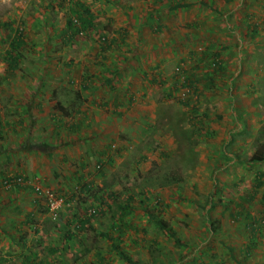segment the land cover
<instances>
[{"label": "rangeland", "instance_id": "374dc122", "mask_svg": "<svg viewBox=\"0 0 264 264\" xmlns=\"http://www.w3.org/2000/svg\"><path fill=\"white\" fill-rule=\"evenodd\" d=\"M181 1L193 6L200 0ZM161 2L157 5L163 22L144 43L153 45L157 55L120 58L126 66H140L136 72L142 80L131 86H144V74L155 86L149 131L140 127L143 122L131 123L128 134L133 135L127 140L135 143L106 183L118 206L131 196L129 215L143 214V242L130 255L143 264H264V200L258 196L264 189L252 193L264 173V0H204L207 6L201 1L202 9L177 10L163 8ZM36 5L34 0L0 2V86L39 79L42 69L58 61L49 50L64 45L57 39L58 44L51 45V29L34 21L46 11L41 12L43 1ZM24 16L29 24L18 22ZM7 21L14 22V30H24L15 73L5 61L15 34L4 26ZM77 42L70 51L76 54L75 62L85 47ZM95 54L83 56L81 64L96 63ZM6 92L0 89V95ZM116 208L103 223L96 221L102 232L109 230ZM148 212L163 219L181 243L160 229ZM238 212H247L249 228L236 220ZM98 226L92 224L77 240L65 238V264H94L90 256L97 249L104 251L109 264H129L95 230ZM252 238L258 248L249 253Z\"/></svg>", "mask_w": 264, "mask_h": 264}, {"label": "crops", "instance_id": "0c3cea01", "mask_svg": "<svg viewBox=\"0 0 264 264\" xmlns=\"http://www.w3.org/2000/svg\"><path fill=\"white\" fill-rule=\"evenodd\" d=\"M42 1L45 6L41 12L46 8L45 14L34 21L51 29V45H56L57 39L64 47L49 50L55 53L53 61H58L38 72L39 79L11 80L0 86L7 89V96L0 95V182L9 175H22L30 182L0 188V264H65L64 244L85 237L92 224L98 226V219L103 223L102 218L116 207L118 214L111 213L109 230L102 232L101 225L95 230L102 238H106L102 233L111 231L123 251L134 253L132 250L143 242V214L137 218L130 213L123 215L106 183L135 143L127 140L133 135L128 134L133 131L131 123L145 122L140 127L149 131L146 126L153 118L152 77L144 74V86H131L142 80L136 72L140 66H126L120 58L157 55L153 45L144 43L163 22L157 5L161 0H34V7ZM201 1L205 5L200 0L193 6L202 9ZM78 2L90 10L94 26L72 35L68 20ZM162 2L163 8L177 2L193 7L189 1ZM18 22L30 23L25 16ZM80 34L88 37L81 38ZM77 41L85 47L77 54L81 60L75 62L72 58L76 54L70 51ZM58 50L63 56L61 62L56 56ZM94 51L98 61L82 65L83 56L90 57ZM37 184L64 198L57 218L51 216L46 196L36 191ZM256 187L253 195L255 190L264 189V182ZM258 196L264 200V190ZM235 215L238 222H244V228H249L247 212ZM255 241L251 239L249 253L258 248ZM90 258L94 264H109L102 250H95Z\"/></svg>", "mask_w": 264, "mask_h": 264}, {"label": "trees", "instance_id": "16d2710c", "mask_svg": "<svg viewBox=\"0 0 264 264\" xmlns=\"http://www.w3.org/2000/svg\"><path fill=\"white\" fill-rule=\"evenodd\" d=\"M163 1V0H162ZM163 3V2H162ZM176 5L170 6L171 9H179L182 7H187L189 4L188 3H184V2H177L175 3ZM205 5L206 2H205ZM71 14L68 20V27L72 30L74 35L75 33H80L82 31V29L84 28H88V27H93L94 23H93V18H92V14L90 12V10L88 8L85 7V5L83 3L78 2L72 9H71ZM4 26L8 29H11L12 31L16 32L14 34L13 37H11V44H10V51L6 53V58L5 61L7 62L8 68L10 69V71H12L13 73H15L16 69H18V67H20V57L19 55H17V50L20 48L21 44L24 43V31L22 29H19L17 31H19V33L17 31L14 30V24L13 22H4L3 23ZM106 40V39H105ZM216 58H221L220 56V52H217L216 54ZM218 59H216L213 62V65L215 67H217V65H220V60L218 61ZM221 69V67H218ZM262 160L264 161V154L262 157ZM258 187H261L263 185V180H264V173L262 172L261 174H259L258 176ZM264 198V197H263ZM133 198H131V196L127 197V200L125 203H123L121 205L122 208V214L126 215L128 213H130V211L128 209L131 208V204H132ZM103 212L105 210H102ZM149 217L151 218V220L155 221V224L162 230H164L166 233L170 234L171 236L176 238V233L172 231L171 228H169L167 225H165L163 223V219L158 218L156 215H150V213L148 212ZM121 226V225H120ZM120 232H118V234H120ZM103 236H105L106 238H108L109 240H111L112 243V247L115 249V251L124 259L127 261V263L129 264H141L139 259H135L134 256H131L129 254V252L127 251H123L121 249V247L119 246L118 242H115V239L113 238L111 231H107L102 233ZM176 240L181 243V241L179 239L176 238Z\"/></svg>", "mask_w": 264, "mask_h": 264}, {"label": "built area", "instance_id": "2783aa9c", "mask_svg": "<svg viewBox=\"0 0 264 264\" xmlns=\"http://www.w3.org/2000/svg\"><path fill=\"white\" fill-rule=\"evenodd\" d=\"M6 1L9 0H0V2H6ZM25 1L26 0H24V2ZM24 185H30V182L22 175H9L3 178L2 181L0 182V188H5V189H12L17 186H24ZM34 187L36 191L41 192L42 194H44V196H46L48 210H50L51 216L53 218H57L59 216V212L61 208L65 204L64 198L60 196L59 197L56 196L52 190L44 189L39 184L34 185Z\"/></svg>", "mask_w": 264, "mask_h": 264}]
</instances>
